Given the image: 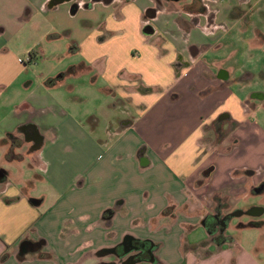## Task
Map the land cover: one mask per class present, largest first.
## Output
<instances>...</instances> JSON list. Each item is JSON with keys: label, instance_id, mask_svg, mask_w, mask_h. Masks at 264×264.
Returning a JSON list of instances; mask_svg holds the SVG:
<instances>
[{"label": "crops", "instance_id": "0c3cea01", "mask_svg": "<svg viewBox=\"0 0 264 264\" xmlns=\"http://www.w3.org/2000/svg\"><path fill=\"white\" fill-rule=\"evenodd\" d=\"M60 32L83 64L30 75ZM239 42L242 67L262 62L264 0H0V264H108L127 238L162 264H264V240L216 247L201 225L264 184L258 126L214 145V118L250 98L228 92Z\"/></svg>", "mask_w": 264, "mask_h": 264}, {"label": "flooded vegetation", "instance_id": "af4514ba", "mask_svg": "<svg viewBox=\"0 0 264 264\" xmlns=\"http://www.w3.org/2000/svg\"><path fill=\"white\" fill-rule=\"evenodd\" d=\"M95 1L98 0H92V2ZM103 1L110 2L111 0ZM191 6L192 5L189 7V11H194V8L201 13L205 11L203 6H200L199 8ZM84 7H88V4H85ZM77 8L78 2H74L73 10H76ZM149 13H152V10H149L148 14ZM143 32L144 34H150L152 33V29L150 26L145 25ZM178 65L180 64H176V66ZM221 73H223L224 76L225 73L223 71H221ZM258 103L264 108V92L262 91L260 93L252 94L250 98L243 103L244 108L241 109V112L243 113L241 116H234L232 112L223 110L214 118V145L216 148H219L227 141L230 147L225 148L224 150L228 152L232 147L235 148L246 143V141L241 139L236 132L240 130L245 131L250 128L251 123L255 124V122H253V116L258 109ZM209 170L204 171L203 175L205 176ZM245 173L251 176L254 175L253 171H247ZM258 192H264V184H259L251 191L252 194H256ZM226 201L227 198L225 196H222L220 199L216 198L213 203L214 206L212 207V211L206 214L201 220V225L209 237L208 243L213 244L216 247L224 242L226 243L231 241L227 232L235 219L245 216L250 218V225H263L261 221H258L260 216L254 217L249 215V209L241 208L239 210L234 209L224 212L223 210L227 208L224 204ZM100 253H111L112 260L108 264H162L155 256V246L153 244L128 238L125 239L122 244L106 251L103 250Z\"/></svg>", "mask_w": 264, "mask_h": 264}, {"label": "rangeland", "instance_id": "374dc122", "mask_svg": "<svg viewBox=\"0 0 264 264\" xmlns=\"http://www.w3.org/2000/svg\"><path fill=\"white\" fill-rule=\"evenodd\" d=\"M81 15V14H79ZM73 30V33L80 32L84 26L89 25L84 18L79 16L77 19H72L68 22ZM61 24L65 26V22L61 21ZM60 37L53 42L51 45L44 41L40 47H36L33 49L34 51L44 52L46 57L40 56L38 61L30 65L29 71L30 75L34 77L40 75L41 73H45L48 71L49 66H57V65H64V64H83L79 61V56L76 55V52L71 51V45H69V40L60 32ZM63 35V36H62ZM230 44V43H229ZM70 49V50H69ZM234 50L236 53L233 56L232 64H225L226 67L229 66L233 69V78L234 79H242L240 82H234L228 88V92L234 94L238 99H242L243 97H250L255 91L264 92V47L259 48V52H262V55L258 59L261 60V63L258 64H245L243 67L240 64L245 58V47L242 46L241 42L239 44L228 46V51L225 52V55H228L230 51ZM48 52H54L56 54L55 60H50L48 56ZM52 55V54H51ZM28 54L22 56L23 61H27ZM40 64L36 67V64ZM96 76V74H94ZM32 76V77H33ZM88 78V77H87ZM246 80V81H245ZM239 81V80H238ZM245 81V82H243ZM105 92V91H104ZM95 93L90 96V99H87L86 107L91 108L92 106H97L95 100ZM105 105V100H104ZM83 109H87V108ZM105 111V106H104ZM253 122L255 125L258 126L260 131L264 132V108L258 104V109L254 113ZM251 161L253 165H257V161L255 157L251 156ZM238 162V161H237ZM236 163V162H234ZM237 164V163H236ZM238 165V164H237ZM263 167V166H262ZM264 173V171H263ZM264 176V174H263ZM256 207L263 210V214L260 216L258 221H261L263 225L257 228L255 225H249L250 218L248 217H241L235 219L232 223V227L228 230L229 236L235 239L236 241H241L247 247H250L255 240L262 241L264 240V196L261 195V192L256 194H252L249 196L244 202L238 204L237 208L241 209L243 207ZM238 209V210H239ZM242 223V224H240ZM264 248V244L261 246ZM263 257V256H262ZM260 257V258H262Z\"/></svg>", "mask_w": 264, "mask_h": 264}, {"label": "water", "instance_id": "95a60500", "mask_svg": "<svg viewBox=\"0 0 264 264\" xmlns=\"http://www.w3.org/2000/svg\"><path fill=\"white\" fill-rule=\"evenodd\" d=\"M262 214H263V210L262 209H259V208H256V207L255 208H251L249 210V215L254 216V217H259Z\"/></svg>", "mask_w": 264, "mask_h": 264}, {"label": "built area", "instance_id": "2783aa9c", "mask_svg": "<svg viewBox=\"0 0 264 264\" xmlns=\"http://www.w3.org/2000/svg\"><path fill=\"white\" fill-rule=\"evenodd\" d=\"M30 59H31V58H30V56H29V57H28V59H27V62H29V61H30Z\"/></svg>", "mask_w": 264, "mask_h": 264}]
</instances>
